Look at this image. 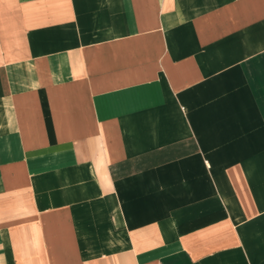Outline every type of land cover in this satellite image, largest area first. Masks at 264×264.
<instances>
[{
    "label": "crops",
    "instance_id": "1",
    "mask_svg": "<svg viewBox=\"0 0 264 264\" xmlns=\"http://www.w3.org/2000/svg\"><path fill=\"white\" fill-rule=\"evenodd\" d=\"M0 264H264V0H0Z\"/></svg>",
    "mask_w": 264,
    "mask_h": 264
}]
</instances>
